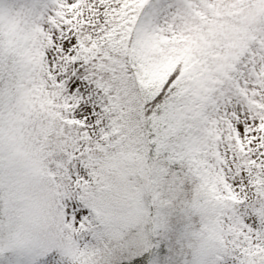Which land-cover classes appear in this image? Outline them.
Segmentation results:
<instances>
[{
	"label": "snow or ice",
	"instance_id": "6c2138e0",
	"mask_svg": "<svg viewBox=\"0 0 264 264\" xmlns=\"http://www.w3.org/2000/svg\"><path fill=\"white\" fill-rule=\"evenodd\" d=\"M0 264H264V0H0Z\"/></svg>",
	"mask_w": 264,
	"mask_h": 264
}]
</instances>
